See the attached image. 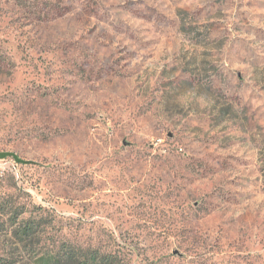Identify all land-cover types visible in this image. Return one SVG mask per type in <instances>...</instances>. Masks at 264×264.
<instances>
[{"label": "rangeland", "instance_id": "rangeland-1", "mask_svg": "<svg viewBox=\"0 0 264 264\" xmlns=\"http://www.w3.org/2000/svg\"><path fill=\"white\" fill-rule=\"evenodd\" d=\"M0 154V264H264V0H0Z\"/></svg>", "mask_w": 264, "mask_h": 264}, {"label": "trees", "instance_id": "trees-1", "mask_svg": "<svg viewBox=\"0 0 264 264\" xmlns=\"http://www.w3.org/2000/svg\"><path fill=\"white\" fill-rule=\"evenodd\" d=\"M24 211L18 209L12 211V224L10 234L21 244H29L34 241L40 242L41 224L34 218L19 219ZM37 264H116V258L109 254H102L99 250H89L81 248H63L58 252L45 253L37 259Z\"/></svg>", "mask_w": 264, "mask_h": 264}, {"label": "water", "instance_id": "water-1", "mask_svg": "<svg viewBox=\"0 0 264 264\" xmlns=\"http://www.w3.org/2000/svg\"><path fill=\"white\" fill-rule=\"evenodd\" d=\"M8 154H0V158L6 157Z\"/></svg>", "mask_w": 264, "mask_h": 264}]
</instances>
